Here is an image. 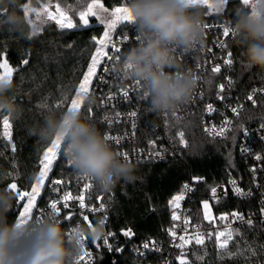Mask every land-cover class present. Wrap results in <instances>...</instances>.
Segmentation results:
<instances>
[{
  "label": "trees",
  "instance_id": "1",
  "mask_svg": "<svg viewBox=\"0 0 264 264\" xmlns=\"http://www.w3.org/2000/svg\"><path fill=\"white\" fill-rule=\"evenodd\" d=\"M122 1L101 0L109 10L121 5ZM28 2L35 3L36 0H18V4L0 7V22L13 10L26 17L29 22L30 19L22 11V7ZM91 2L92 0H60L62 5L71 10L72 20L77 24L79 18L74 10H84L87 3ZM197 9L203 12L204 22L233 23L235 12L242 8L240 0H230L219 12L213 11L209 6L197 5L193 10ZM91 21V26L71 30H61L56 23H48L36 35L32 34L30 23V31L25 32L10 31L0 23V63L6 54L9 65L14 69L11 80L13 87L6 95L21 109L17 115L10 114L6 109L2 110L4 114H10L11 127L7 130L10 132V139L4 135L6 130L0 116V189L9 190L11 183H17L21 191L30 190L31 184L35 183L43 152L51 142L41 140L32 130L43 124L50 111L58 114L66 111L55 107L65 96L74 98V89L78 87L97 47L91 37L100 38L105 30L104 25L95 24V18ZM229 49L234 60L235 96L243 97L254 88L264 92V70L248 67L244 62L242 49L236 46L234 40L229 44ZM25 59L28 60L27 65L22 64ZM3 71L0 69V74ZM65 103L70 104V99ZM43 104L48 107H41ZM146 110L147 108L143 116V137L153 133L152 127L157 122L156 115H149ZM82 114L88 119L83 110ZM177 123L186 132L188 150L178 159L135 163V181L129 183L121 180L113 188L114 196L108 208L111 230L120 233L121 229L131 228L135 233L132 239L137 242L168 240L173 211L169 200L180 194L186 181L193 177L202 178L192 203L199 218L202 217L201 203L213 186L227 183L230 177H236L243 186L253 185L246 160L239 153V140L243 127L264 124V93L256 105L247 107L235 131L228 137L208 138L203 132V119L200 116H190ZM94 124L102 133L105 131V126ZM58 160L59 166H53L49 177H73L74 170L65 165L62 155H59ZM11 192L14 200L12 208L7 212L9 222L18 220V212L26 202L18 200L15 191ZM41 193L42 199L50 195L47 188H43ZM255 207V199L238 201L231 197L216 205L215 211L235 208L248 210ZM237 233L236 239L227 249L235 258H228L218 250L215 243H209L192 247L186 252L184 259L189 264H241L264 259V234L261 228H247ZM205 250L207 255H204ZM198 255L204 256V259L197 260ZM126 259L131 261L132 258L127 256ZM174 264L180 262L174 261Z\"/></svg>",
  "mask_w": 264,
  "mask_h": 264
},
{
  "label": "built area",
  "instance_id": "2",
  "mask_svg": "<svg viewBox=\"0 0 264 264\" xmlns=\"http://www.w3.org/2000/svg\"><path fill=\"white\" fill-rule=\"evenodd\" d=\"M123 3H128V0H123ZM199 6L208 7L207 3H200ZM210 27L206 28L205 42L203 45H198L195 49L185 52L182 49H177L174 53L177 59V66L166 69L168 71L182 72V71H193L199 77L198 87L191 98L172 111L157 112L151 108L150 100L143 96L142 83L136 86L135 80L127 77L124 74L123 69V57L124 54L133 46L142 41V36L137 30V25H127L126 22L119 23L115 31L112 32L111 37L114 42H118L124 36L129 37V46L125 48L123 45L118 43L121 48L119 53V59L111 63V66L115 69V72L109 75L107 80V86L104 88H95L90 91L89 97L94 98L92 106L94 109V117L97 121L93 123H99L105 126L106 135L114 136L121 139L120 144H116L114 140H110L113 147L121 153L122 158L127 159L133 163L141 162H161L169 161L172 159H178L182 154L188 150L189 143L186 137V132L182 127L176 124V122L188 118L190 116H200L203 119V132L211 139H221L231 135L240 120L241 116L247 109V107L254 106L258 103L259 99L263 96V90L254 88L243 97L235 96L233 93V69L234 63L231 66H227L223 63L227 59L226 53L230 51L229 44L234 40V37H223L222 33L217 32L215 27L217 26H229L231 28L232 23L227 21L217 22H205ZM139 37V39H137ZM219 41H223L226 47L221 49L219 47ZM116 55L115 52L111 53ZM98 68V73L102 71L103 64ZM219 64L221 67L220 73H213L211 68ZM199 65V66H198ZM104 78L103 76L101 77ZM232 83L229 84L228 80ZM225 84V91L219 92V85ZM136 88L133 91V88ZM122 90H129L130 99L123 101L120 99L122 96ZM114 95L117 97L116 100L110 101L108 104H101V100L108 95ZM218 94L223 95V100L217 99ZM252 96V100L248 97ZM87 103V102H86ZM211 104L216 110L209 114L207 106ZM236 107L239 110V115H235L231 112V108ZM146 113L149 115H156L157 122L152 127V132L149 136L143 137L142 125L143 116ZM136 111L137 115L132 117L130 113ZM82 112V111H81ZM119 113V115H117ZM105 118L107 123L105 122ZM227 118L231 121L230 131L226 133V136H218L215 132L219 131V128L223 120ZM135 123V128L132 127ZM215 129V132H214ZM244 129L247 130V135L244 134ZM185 133L184 139L186 146L180 143L179 132ZM264 129H261V125L245 126L241 129L240 140H239V153L246 160L247 170L253 177V185L243 186L236 177H230L227 183L217 184L213 187L216 188L215 197L211 193V188L207 197L204 201L209 202L211 221L204 220V209L201 203V218L196 214L193 208V200L197 193L199 182H193L192 180L184 183L189 186L188 190H185L182 186L179 195L183 194L185 200L180 202V208L172 209L180 217L179 220L171 223V229L176 231V238L170 235L168 240H146L142 242L131 241L128 238L123 237L120 233H117L109 227V205L112 202L114 191H105L94 178H84L73 168L68 160L64 156L63 145L61 147L59 155L65 160V165L68 168L74 170L75 175L73 177H49L45 180L44 189L47 188L50 192L49 197L42 199L38 197L37 207L32 212V218L28 221L25 226L33 225L37 221L47 218L52 214V210L49 207V203L53 199H58L65 192L70 191L72 195L77 196L83 190L84 184L91 183V196L85 192V209H80L79 202L76 200L69 201V208L65 209L61 207V216L57 217L60 219L65 228L71 229L72 226L80 224H88L89 221L94 223L97 217H107V233L112 231L117 235L115 239L109 238L110 242L114 246H120L124 249L122 252L111 251L109 252L106 247L97 248L92 243L91 238H87L85 241V252L92 253L91 264H174V261L179 262L178 257L181 256V252L186 253L196 245L192 243L186 245L183 249L176 247L180 244L179 236L185 235L187 239L189 236H193L196 231L205 234V244L215 243L216 233L220 231L231 230L233 232L232 242L236 239L237 232H243L247 228H261L264 234V159L257 160L256 156L264 157ZM243 146L247 151H241L240 148ZM160 152L161 158H156L154 153ZM127 154V158H125ZM255 169V171H253ZM61 179L63 184L56 185L55 188L59 191H53V185L50 183L51 180ZM235 180L236 185L240 187L244 195H238L233 191V185L230 181ZM227 190V191H226ZM42 194V193H41ZM235 198L238 201H251L256 200V207L254 209H229L220 212L215 211V206L219 203ZM218 198V199H217ZM41 202V203H40ZM103 203L105 209L100 212H91L89 209L98 208ZM173 208V207H172ZM172 211V213H173ZM236 212L241 214L243 220H235L232 217V213ZM71 214L73 220L68 222L64 220V216ZM87 215L89 220L85 221L83 216ZM222 215H227L226 220H220ZM187 218L190 221L187 231L183 223L184 219ZM251 220L252 223L248 224L247 221ZM212 233V238L208 239L207 234ZM104 238L96 240V244H101ZM224 239L223 237L221 238ZM149 243L150 248L145 250L142 248L143 243ZM155 242L158 251L151 250V244ZM204 244V245H205ZM141 253H146L141 255ZM127 256H131V261L127 260ZM80 264H89L88 257H85ZM241 264H264V259L248 261Z\"/></svg>",
  "mask_w": 264,
  "mask_h": 264
},
{
  "label": "clouds",
  "instance_id": "3",
  "mask_svg": "<svg viewBox=\"0 0 264 264\" xmlns=\"http://www.w3.org/2000/svg\"><path fill=\"white\" fill-rule=\"evenodd\" d=\"M13 4L18 0H0V7ZM127 6L143 39L124 54V74L142 83L144 97L154 111L175 110L191 98L200 77L193 71L166 69L177 66V49L187 52L204 44L203 12L193 10L190 0H128ZM0 23L10 31H30L28 19L15 10ZM231 31L245 64L264 70V0H252L248 9L236 11ZM12 87V81H0V107L17 115L21 109L6 95ZM85 100L92 103L94 98L86 96ZM32 132L46 142L59 137L64 156L78 174L94 178L105 191L121 180L136 179L137 165L122 158L107 135L81 111H50ZM13 200L11 191L0 189V264H77L85 254V238L100 240L108 234L104 217L67 229L50 215L18 228L17 221L9 222L7 217Z\"/></svg>",
  "mask_w": 264,
  "mask_h": 264
},
{
  "label": "snow or ice",
  "instance_id": "4",
  "mask_svg": "<svg viewBox=\"0 0 264 264\" xmlns=\"http://www.w3.org/2000/svg\"><path fill=\"white\" fill-rule=\"evenodd\" d=\"M205 2V0H190V7L192 9H195L196 6L200 3ZM230 0H219L218 3L209 5V7L215 8L217 12H219L227 3H229ZM252 0H240V5L242 9H248L249 6L251 5ZM56 8V14H53L52 12L48 11L47 7H44L41 11H37L36 9L32 8L30 4L26 3L25 6L22 7V11L25 14V16H28L30 13H35L36 18L38 20L41 19L42 16H46L48 20L55 21V23L58 25L59 29L65 30V29H75L78 24L79 26L83 27H88L90 20V17H95L96 20L101 24L105 25V30L103 31V35L100 38H97L95 36L91 37V39L95 42V44L99 45L98 47L95 48L94 53L90 57V62L87 65V70L83 72L82 79L79 82L78 87L74 89V98L65 96L63 98V101L57 103L55 107L57 109H60L61 111L65 110L66 111H84L87 116L86 118L88 119H95L93 112L94 108L92 106V103H86L85 97L89 95L90 91L95 89V88H104L107 86V80L109 78V75L115 72V69L111 66V63L109 62H114L119 59V53L121 51V48L118 46V43L123 45L125 48L129 46L127 43L129 40V37L124 36L122 39H120L118 42H114L111 37V33L116 30L117 25L119 23L126 22L127 25H132L135 24V18L133 17L131 10L128 8L127 3H122L119 6H116L112 8L111 12H109V9L105 6L104 3L101 2V0H92L91 3H87L86 8L84 10L79 11L78 13V24L74 23L72 18L68 15V12L63 10L61 8L60 4L55 5ZM109 17H111L109 19ZM30 24H32V21H29ZM33 35H36V28L35 25L33 24ZM206 28H209L210 26L208 24H205ZM211 27H215L217 29V32L222 33L223 37H234V33L231 31V28L229 26H217V25H212ZM139 39V37H137ZM219 47L221 49L226 47L225 42L219 41ZM115 52L116 55H112L111 53ZM227 59L223 61V63L227 66H231L234 63L233 60V53L231 51H228L226 53ZM102 61H105L103 64L102 71L98 73V68L101 67ZM22 64L27 65L28 60L25 59L22 61ZM199 66V65H198ZM0 69H3V74H0V81L7 80L11 81L13 77V72L14 69L9 65V62L6 58L5 54V59L3 60L2 63H0ZM211 71L213 73H220L221 72V67L219 64L213 66L211 68ZM104 77L103 79L101 77ZM228 83L231 84L232 81L229 79ZM136 86H139L141 83L139 81L135 82ZM133 91L136 90L134 87L132 89ZM225 91V84L221 83L219 85V92L223 93ZM144 96V94H143ZM225 97L221 94H218L217 99L223 100ZM70 99V104L65 103V101ZM117 97L114 95H108L104 99L101 100V104H108L110 101L116 100ZM121 100L123 101H128L130 99V92L129 90H122V96L120 97ZM249 100H252V96L248 97ZM41 107H48L47 104L41 105ZM4 108L0 107V116H2V122L3 126L5 128L4 135L10 139V132L7 131L10 129L11 124H10V114H4L3 110ZM207 111L209 114L215 112L216 110L212 107L211 104L207 106ZM231 112L235 115H239V110L236 107L231 108ZM119 115V113H117ZM132 117H135L137 115L136 111H132L130 113ZM105 122L107 123V120L105 118ZM230 125L231 121L227 118H225L219 128L218 132H214L218 136H226V133L230 131ZM133 128H135V123L132 125ZM261 129H264V124H261ZM244 134L247 135V130L244 129ZM185 133L183 131L179 132V137H180V143L184 144L186 146V141L184 139ZM107 137L110 140H114L116 144L121 143V139L107 135ZM264 139V137H262ZM62 147V142L59 137L56 139L52 140L50 143V146H48L44 152H43V158L40 160V170L38 176L35 178V183L31 184L30 190H24L21 191L18 188L17 183H11L9 185V190L10 191H15L18 197V200L20 201H26L25 203L22 204V211L18 212V220H17V227H22L25 226L28 221L32 218V211L34 208L37 207V198L41 196L42 189L45 186V180L49 178V174L53 171V166L54 164L56 166H59L60 161L57 159L58 153H60ZM241 151H247L246 148L241 146L240 148ZM156 158H161L160 152H155L154 153ZM125 158H127V154H125ZM257 160L264 159L262 156H256ZM69 164H71L68 161ZM255 171V169H253ZM84 177V176H83ZM84 178H90V177H84ZM202 178H197L193 177V182H198ZM50 183L54 186L53 191H59V189H56V185H61L63 184V180L61 179H55L51 180ZM230 183L233 185V191L238 194V195H244L245 193L243 190L236 185V181L232 180ZM91 188L92 185L91 183L84 184L83 190L80 192L79 195L74 196L70 191L65 192L61 197L58 199H53L49 203V207L52 210V214L55 217H60L61 216V207H58V204L61 205L63 208L67 209L69 208V201L76 200L79 202V207L80 209H85V192L88 193L89 197L91 196ZM183 188L185 190H188L189 186L187 184L183 185ZM227 191V190H226ZM211 193L213 197H215L216 194V188L213 187L211 189ZM218 199V198H217ZM185 200V196L183 194L181 195H176L173 196L171 200H169V204L173 207V209L180 208V202ZM202 206L204 209V220L205 221H211V213H210V206L208 201H203ZM105 209V205L101 203L98 208H92L89 209V211L95 213V212H100ZM154 211V209H153ZM262 213H264V209L261 210ZM232 217L235 220H243L244 217L236 212H233ZM228 217L227 215H222L220 217V220H226ZM83 219L85 221H88L89 218L87 215L83 216ZM171 219L173 221H177L180 219V217L173 211ZM65 221H72L73 216L71 214L64 216ZM105 220H107V217H105ZM39 220L37 221V223ZM185 225V230L187 231V227L190 224L189 219L185 218L183 221ZM248 224H251L252 221L249 219L247 221ZM89 224H91V221H89ZM169 234L173 237L176 238V231L174 229L169 230ZM238 234V233H237ZM115 232H108V234L104 237L101 244H96V240H92V243L95 244L97 248L100 247H106L109 252L111 251H116V252H122L124 249L120 246H114L109 238L115 239L116 237ZM120 235L123 237L128 238L129 241L132 240V238L135 236V233L132 231L131 228L127 229H121ZM208 239L212 238V233L207 234ZM224 238L223 240L221 238ZM87 238H85L86 240ZM233 239V232L231 230L227 231H220L216 233L215 235V240L217 242V248L220 252L225 253V255L228 258H235L234 254L232 252L227 251L229 242L232 241ZM179 240L181 241L180 244H177L176 247L183 249L186 245L192 243L193 241L195 242L196 245L203 246L205 244V234L201 233L199 231H196L193 236H189L187 239L185 238V235L179 236ZM142 248L145 250H148L150 248V244L145 242L142 244ZM151 250L152 251H158L155 242H152L151 244ZM146 253H141V255H144ZM186 253L183 251L181 252V256L178 257L180 264H189V262L184 259ZM204 255H207L206 250L204 251ZM85 257H88L89 259V264L92 262V253L91 252H85L83 256H81L77 264H80V261H83ZM197 260L202 261L204 259V256L198 255L196 257Z\"/></svg>",
  "mask_w": 264,
  "mask_h": 264
},
{
  "label": "rangeland",
  "instance_id": "5",
  "mask_svg": "<svg viewBox=\"0 0 264 264\" xmlns=\"http://www.w3.org/2000/svg\"><path fill=\"white\" fill-rule=\"evenodd\" d=\"M219 0H205V2L203 3H207L208 5H212V4H216L218 3ZM28 4L31 5L32 8L36 9L37 11H41L44 7H47L48 8V11L52 12L53 14H56V8H55V5L56 4H60L61 5V8L65 11L68 12V15L70 16V18H72V12L71 10H69V8H67L66 6L62 5L60 3V0H36L35 3H32V2H28ZM213 9V11H216L215 8L211 7ZM75 12H77V15L79 13V11L77 10H74ZM221 11V10H220ZM109 12H111V10H109ZM28 18L30 19V21H32V25L34 24L35 25V28H36V33H40L43 28L48 24V23H55V21H52V20H48L46 16H42L40 20H38L36 18V15L35 13H30L28 15ZM92 18H95V17H90L89 20H90V23H89V26L92 25V21L91 19ZM111 17H109L110 19ZM96 19V18H95ZM95 24H99L101 25L97 20H96V23ZM105 26V25H104ZM76 28H84L83 26H77ZM32 29H33V26H32ZM112 34V33H111ZM99 45H97L98 47ZM58 157H59V153H58ZM57 157V159H58ZM55 165V164H54ZM38 199V198H37ZM23 210V208H22ZM21 210V211H22ZM34 210V209H33ZM33 212V211H32ZM230 244V242H229Z\"/></svg>",
  "mask_w": 264,
  "mask_h": 264
}]
</instances>
